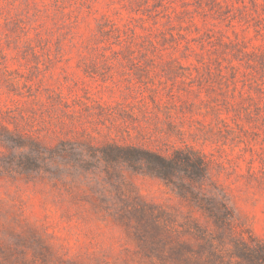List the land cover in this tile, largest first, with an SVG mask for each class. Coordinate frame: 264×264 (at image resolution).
Returning a JSON list of instances; mask_svg holds the SVG:
<instances>
[{
  "label": "rangeland",
  "instance_id": "374dc122",
  "mask_svg": "<svg viewBox=\"0 0 264 264\" xmlns=\"http://www.w3.org/2000/svg\"><path fill=\"white\" fill-rule=\"evenodd\" d=\"M0 264H264V0H0Z\"/></svg>",
  "mask_w": 264,
  "mask_h": 264
},
{
  "label": "trees",
  "instance_id": "16d2710c",
  "mask_svg": "<svg viewBox=\"0 0 264 264\" xmlns=\"http://www.w3.org/2000/svg\"><path fill=\"white\" fill-rule=\"evenodd\" d=\"M144 159L152 166L151 171L156 176L163 179H170L177 168L189 166L193 163V161H196L200 170H203L205 167L204 163L199 157H180L177 152L173 153V155L169 157L150 155Z\"/></svg>",
  "mask_w": 264,
  "mask_h": 264
}]
</instances>
